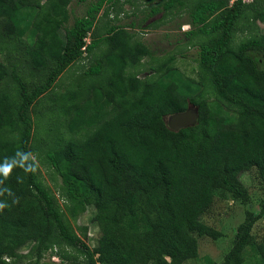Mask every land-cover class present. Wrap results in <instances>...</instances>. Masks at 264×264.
<instances>
[{"label":"trees","instance_id":"obj_1","mask_svg":"<svg viewBox=\"0 0 264 264\" xmlns=\"http://www.w3.org/2000/svg\"><path fill=\"white\" fill-rule=\"evenodd\" d=\"M130 1L96 0L69 25L71 0H0V34L22 36L31 28L33 65L48 69L46 80L32 87L11 71L21 96L16 108L0 87V166L12 165L7 176L0 171V203L6 205L0 208V264H14L31 242L37 244L34 264L48 251L59 258L50 264H66L69 255L56 250L55 237L85 254V263L75 264H183L197 255V235H221L203 221L216 194L249 204L242 174L255 168L264 182V34L232 45L246 1L196 0L189 8L191 29L185 32L190 41L208 36L199 44L196 61L209 74L217 98L236 109L233 116L225 115L221 104L182 91L175 78L126 74L129 66L153 55L151 48L140 40L131 44L135 34L122 24H111L104 34L95 27L102 10L110 16ZM159 1L146 18L183 10L189 0ZM257 16L264 21V10ZM102 46L106 49L77 82L81 93L93 95L69 108L70 131L93 132L46 154L61 176L70 216L77 219L94 208L100 236L91 248L39 180L30 110L70 66ZM2 67L0 82L9 73ZM85 78H100L102 84H88ZM190 107L198 110L197 124L171 129L168 117ZM16 121L22 126L19 141L4 138L6 126ZM263 216L264 201L259 212L247 208L233 247L218 264H244L248 247L264 264V236L253 233Z\"/></svg>","mask_w":264,"mask_h":264},{"label":"rangeland","instance_id":"obj_2","mask_svg":"<svg viewBox=\"0 0 264 264\" xmlns=\"http://www.w3.org/2000/svg\"><path fill=\"white\" fill-rule=\"evenodd\" d=\"M94 1L96 0H71L69 5L71 17L68 24H73L75 17L85 15L88 6ZM195 1L189 0L183 10L175 9L173 14L163 16L162 13H159L146 18V13L161 1L131 0L129 3L126 2L122 8L117 6L111 10L110 16H104V10H102L95 30L97 33L104 34L111 24H122L127 27L128 31L135 34V37L130 41L131 44L134 45L136 41L140 40L151 48L153 55L142 59L136 65L129 66L126 71L127 75H138L143 80L152 75L165 80L170 77L175 78L182 91L206 99L212 105L221 104L223 113L233 116L236 109L217 98L209 74L200 69L196 61L199 44L205 41L208 36L200 35L190 41L185 34L191 29V25L188 23L190 20L189 8ZM233 1L231 0V3ZM245 1L247 3L246 11L238 19L233 33L232 45L235 48L242 41L264 34V21L257 16L259 11L264 10V0ZM132 23H134L133 26H131ZM90 39L89 34L87 40ZM34 40L35 35H32L31 28L22 36L13 35L7 31L0 34V63L4 65L2 69L4 68L9 72L2 78L0 87L3 91L8 92L15 108L21 102V96L18 84L11 75L12 70L15 69L29 87L40 84L47 78L48 69H38L33 65L29 50L34 47ZM104 49L106 46L100 47L92 55L85 54L70 66L58 78L54 87L42 95L30 110L34 121L31 149L33 157L38 163L39 180L55 197L58 207L66 214L71 229L91 248L97 245L100 236L99 227L92 220L94 208L89 207L77 219L70 216L66 206L67 199L64 196L61 176L50 164L46 154L50 149L64 147L72 139L84 140L93 132L94 128H90L72 133L69 129V120L73 112L69 111V108H71V104L81 103L84 97L93 95L90 92L81 93V87L77 85V82L91 63H94V57L99 56ZM172 57L173 60H171ZM165 63L167 66H164ZM48 65L49 67L53 66L49 59ZM93 81L98 85L101 83L100 78L84 79V82L88 84L93 83ZM75 91L79 92V97L76 96L72 99V93ZM21 127L19 121L6 126L3 137L19 141ZM242 180L249 188L251 196L249 204L217 193L212 206L204 214L203 221L221 232V235L218 238L197 235L199 245L197 255L185 260L183 264H218L224 262L226 254L233 247L238 227L246 218L247 208L256 212L260 211L264 201V182L259 178L257 170L254 168L243 173ZM253 233L259 239L264 236V216L255 223ZM54 242L57 247L56 250L60 249L69 255L66 264L85 263V254L78 249L66 244L59 237H55ZM36 245V242H31L25 246L19 252L20 256L14 260V264H34L38 261ZM244 259V264L259 263L258 255L251 247L245 250ZM58 260V257L48 251L42 255L40 264H50Z\"/></svg>","mask_w":264,"mask_h":264},{"label":"water","instance_id":"obj_3","mask_svg":"<svg viewBox=\"0 0 264 264\" xmlns=\"http://www.w3.org/2000/svg\"><path fill=\"white\" fill-rule=\"evenodd\" d=\"M199 120V113L196 107H190L186 111L171 114L168 117V124L171 129L178 131L182 128L194 126Z\"/></svg>","mask_w":264,"mask_h":264},{"label":"clouds","instance_id":"obj_4","mask_svg":"<svg viewBox=\"0 0 264 264\" xmlns=\"http://www.w3.org/2000/svg\"><path fill=\"white\" fill-rule=\"evenodd\" d=\"M17 155L20 156L22 160L28 159V156L26 154L17 153ZM11 167H12L11 164H5L3 166H0V171H2L5 176H7L8 173L10 172V170H11ZM5 206H6L5 204L0 203V208H3Z\"/></svg>","mask_w":264,"mask_h":264}]
</instances>
